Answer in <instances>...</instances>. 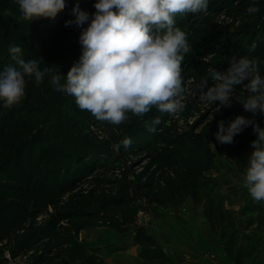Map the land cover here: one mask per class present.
Instances as JSON below:
<instances>
[{
    "label": "rangeland",
    "instance_id": "obj_1",
    "mask_svg": "<svg viewBox=\"0 0 264 264\" xmlns=\"http://www.w3.org/2000/svg\"><path fill=\"white\" fill-rule=\"evenodd\" d=\"M262 1L264 2V0H209L207 14H185L175 17L176 25L187 33V39L192 44V51L185 54L181 64L183 69L181 75L186 88L185 108L175 117L160 113L153 107L143 118L128 113V119L116 126L97 121L90 112L78 108L74 97L64 93L60 96V105L57 106L55 113L54 111L33 113L35 126L24 136L28 140L29 149L46 145H52L55 149V157L51 164L37 170L43 181L45 179L50 181L53 190L50 193H42V189L37 191L29 188L26 180L30 175L26 170L20 174L23 179L12 173V169L6 170V173L1 171L0 220L7 225L5 234L7 233L9 238H5L0 247L4 249L8 259L6 264H37L44 255L48 257L61 255L62 249H58L56 245L62 240H78L84 243L91 253L95 248H99L95 255L101 261L104 254L117 246H122L119 240L123 238L128 241L127 238L136 236L140 228H143L145 235L150 237L156 248L150 249L145 244L135 248L132 242H129L130 245L125 246L126 250L136 253L129 256H133L134 260L131 261L133 264H208L214 260L213 250L197 240L201 239V235L197 237V230L201 232V226L204 231V227L208 225L211 236L212 231L219 234V229L215 231L208 218L207 214L211 211L206 209V203L196 206L191 199H187L184 203L162 206L148 202L138 193L136 187L139 174L148 168L158 152L152 148L137 155L134 150L138 146H148L152 137L160 133L163 136L156 148L166 149L168 154L180 148L166 145L167 141L171 142L176 137L184 139L182 137L184 134L188 137L194 135L206 139L207 135H214L219 131V121H223L225 126L232 116L240 112L252 115L237 101L247 97L243 85L235 88L230 107L222 106L218 101L202 102L199 99L197 85L207 79L208 87L213 86L215 83L211 79L213 70L224 71L233 57L237 59L241 56L248 57L247 52L250 54L260 47L263 41L264 18L260 19L258 13L249 15L246 9L249 3L258 5ZM261 75L264 76V72ZM61 82L63 83V80ZM50 114H55L56 122H46L47 119H51ZM156 117L160 118V123L155 125L154 131H150L146 122ZM170 135L173 137H169ZM84 136L92 140L84 142ZM36 140H39L37 146ZM125 140L131 141L130 146H125ZM251 141L248 149L250 154L253 151ZM210 144V150L215 158L217 157L216 164L224 166L222 171L231 170L233 165L231 159L222 155L214 140L211 139ZM68 148L75 149V152H92L96 157L85 165L84 162L88 160L78 159L74 166L69 168L71 173L67 171L61 174L60 178L54 164ZM211 172L208 173L209 176ZM233 177L230 178V182L226 180L229 185L235 187L238 181L243 185L244 175L240 180L234 175ZM205 182L207 192L211 188V182L210 180ZM125 195L135 202L137 215L136 221L121 234L117 228L108 225L106 215L100 211H103L104 203L121 199ZM228 198L225 209L230 211L234 220H238L237 213L242 214L244 211L241 210L242 207L234 209L232 199ZM90 211L94 212L93 217H88ZM82 213L83 218L79 217ZM70 215H73V220H67ZM211 215H214L213 212ZM243 217L245 216H240L245 222L246 217ZM178 220H184L183 225L185 222L193 224L191 223L188 228H181ZM79 226H82L79 233L73 231ZM245 228V223L239 227L241 230ZM242 235L244 236V232ZM251 236L256 240L264 237L261 234ZM26 238L30 239L31 243L19 250L20 242ZM165 246L171 250V254L169 253L171 256L164 250ZM257 247H260L258 242ZM49 249L50 253H47ZM11 250L16 254L12 255ZM162 252L166 256L169 255L168 260L163 258ZM121 255L125 258L128 256Z\"/></svg>",
    "mask_w": 264,
    "mask_h": 264
},
{
    "label": "clouds",
    "instance_id": "obj_2",
    "mask_svg": "<svg viewBox=\"0 0 264 264\" xmlns=\"http://www.w3.org/2000/svg\"><path fill=\"white\" fill-rule=\"evenodd\" d=\"M17 3L20 18L30 23L54 20L66 7L65 0ZM94 7L96 12L90 17L77 3L72 9L75 19L65 21V26L82 28V52L66 75L51 74L55 90L74 97L78 108L90 112L97 121L116 126L128 119V113L143 118L153 107L173 117L181 113L186 100L181 64L192 44L176 25L175 17L207 14L209 0H97ZM246 12L254 15L259 8L252 5ZM85 23L87 27H83ZM9 52L15 65L0 70V102L6 108L24 98L25 76L34 75L39 84L51 73L48 67L41 71L37 59H24L21 46L10 45ZM211 79L215 82L211 87L207 79L197 85L202 102L218 101L230 107L236 87L243 85L247 92L246 99H236L253 118L237 116L227 129L219 121L215 136L221 144H232L236 135L252 127L256 139L251 142L244 187L255 203L264 202V128L254 118L257 113L264 115V76L255 58L241 56L233 57L224 71L213 70ZM159 123L156 117L146 126L154 131ZM124 144L130 146L131 141Z\"/></svg>",
    "mask_w": 264,
    "mask_h": 264
},
{
    "label": "trees",
    "instance_id": "obj_3",
    "mask_svg": "<svg viewBox=\"0 0 264 264\" xmlns=\"http://www.w3.org/2000/svg\"><path fill=\"white\" fill-rule=\"evenodd\" d=\"M65 2V9L54 20L39 19L30 23L20 18L17 0H0V70L8 65H15L12 54L9 52L10 45L21 46L24 59H37L41 71L46 67L51 68V73H46L39 84L36 83L34 75L25 76V96L19 104L6 110L3 102H0V175L12 169V173L14 172L16 176L23 179L20 174L26 170L30 175L26 180L27 186L37 191L42 189V193H50L53 188L49 180L43 181L40 178L37 170L51 164L55 157V149L52 145L38 147L39 140L35 141L37 149H29L28 140L24 135L35 126L34 112L50 111L53 113L54 111L55 113L57 106L60 105L59 99L62 93L56 91L51 84V74L60 72L61 75H66L81 55L79 35L82 28L75 24L65 26V21L75 19L72 9L77 3L81 10L88 12L91 17L96 12L94 4L97 0H65ZM252 5L258 6V16L263 19L264 2L258 5L249 3L248 7ZM83 27H87V23ZM262 31L263 41L260 47L250 54L247 52L249 59H256L261 74L264 72V29ZM49 116L51 119H45L46 122L57 121L55 114ZM237 116L253 118V114L240 112L232 116L233 118L225 125V129ZM254 118L263 128L264 115L256 114ZM162 136L163 134H156L148 146H138L134 150L137 155L152 148L158 152L152 158L148 168L139 174L136 187L138 193L148 202L162 206L184 203L187 199H191L196 206L206 203V209L211 211L206 214L210 218L213 229L215 231L219 229L226 241L228 255L233 259L234 264H244L247 258L252 256L255 258L258 251L260 253L259 249L264 239L255 240L248 238L247 234L243 236L241 233L240 235L241 231L233 216L230 211L226 210L228 196L223 193L221 184L208 175L214 169L217 158L210 150L212 139L222 155L230 158L237 170L245 176V168L250 155L249 141L256 139V133L253 132L252 127L249 126L236 135L232 144H221L215 134L207 135L206 139L194 135L188 137L184 134L182 135L184 139L176 137L171 142H166L168 146L180 148L168 154L166 149L156 148ZM169 137L172 138L173 135ZM83 139L84 142L92 140L86 136ZM92 155H94L92 152H75V149L68 148L67 152L65 150L62 157L54 164L57 167L56 173L61 178V174L67 171L71 173L69 168L73 167L78 159L88 160L84 162L83 165H85L90 159H95L96 156L94 155L93 158ZM207 180H210L211 188L205 192L207 190L205 181ZM100 212L106 215L108 225L117 228L121 234H124L128 226L136 221L137 215L135 202L127 195L121 199L104 203L103 211ZM88 215V217H93L94 212L90 211ZM72 217L73 215H70L67 220H73ZM79 217L83 218V213ZM6 227L7 225L0 220V243H3L5 238H9L7 233L5 234ZM80 229L82 226L73 231L79 233ZM241 236L245 238H243L244 243L237 241ZM257 242L260 243L259 248ZM28 243H31L30 239L22 240L18 249L21 250ZM134 243L138 246L148 245L146 247L150 249L156 248L150 237L145 235L143 228H140L138 234L134 236ZM56 247L62 249L63 254L51 257L44 255L37 264H99L100 262L95 255L99 248H95L91 253L92 251L89 252L85 244L78 240H62L57 243ZM11 253L16 254L12 250ZM47 253H50V249ZM162 255L168 260L169 257L164 252ZM7 261L4 249L0 247V264H6ZM257 264H264V260L258 261Z\"/></svg>",
    "mask_w": 264,
    "mask_h": 264
},
{
    "label": "crops",
    "instance_id": "obj_4",
    "mask_svg": "<svg viewBox=\"0 0 264 264\" xmlns=\"http://www.w3.org/2000/svg\"><path fill=\"white\" fill-rule=\"evenodd\" d=\"M231 166H232L231 170L222 171L224 169V166L222 164L218 163L215 165L210 176L215 178V180L221 184L223 193L226 196L228 195V197H230L232 199V207L234 209H236V208L239 209V207H242L241 210H243L244 212L242 214H239V212H238L237 213L239 216L238 220H235L238 227H240L242 224L245 223L246 228L244 230L240 229V231H241L240 235H241V233L244 232V234H248L249 235L248 237H250V238L252 237L251 235L256 236L257 234H261L262 236H264V202L255 203L253 201V199L250 197V195L248 193V190L245 187H243L244 186V177L242 180L243 185H241L242 183H240V181H238L239 182V183H237L238 185L236 184L234 187L233 185H229L230 183L226 182V180H229V182H230V180H231L230 178H232L233 175L236 176L237 179L239 178V180L243 176L240 172H238V170L235 168L234 165H231ZM240 175H242V176L240 177ZM233 184H235V183H233ZM227 185H229V186L226 187ZM238 189H240V190H238ZM241 215L246 217L245 222H243L241 220V218H240ZM245 217H243V218H245ZM203 220L204 219H202V222L204 223ZM178 221H180L179 224H180L181 228L182 227L188 228L193 224L192 222H185V224L183 225L182 222L184 220H178ZM204 226L205 225H203V227ZM208 229H210V228L207 225L204 227V231L202 229V226H201V232H199L197 230V237L199 235H201L200 236L201 239L197 238V240L203 242L204 245L211 248L213 250V253H214L213 254L214 260L212 262H208V264H234L233 259L228 255V252L226 249V241L222 237L221 233L219 232V234H217V233H214L212 231V236H211V235H209ZM191 233H192V231H191ZM127 239H128V241H126V239L122 238V240H119V242H120V244H122V246H117L116 248L110 250L108 253L104 254L101 257V261L99 260L101 262V264H133V262H131L134 260V258H132L133 256L129 257L132 255L133 251L129 252L126 249L130 245L129 242H132V245L135 248L138 245L133 243L134 242L133 241L134 236H131ZM251 239H255V238L252 237ZM261 239H264V237H261ZM237 241H238V243L242 242L243 237L241 236L240 238H238ZM243 243H244V241H243ZM245 244H246V242H245ZM125 246H127V247H125ZM118 247H121L122 249H120ZM164 250L168 254L171 251V250H169V247H166V246H165ZM259 250H260V253L258 251V254H256L255 258H254V256L247 258L244 264H257L258 261L264 260V243H261V248ZM134 252H136V251H134ZM121 254L128 255V256H126V258H125ZM133 254L136 255V253H133ZM136 257H137V259H140L139 256H136Z\"/></svg>",
    "mask_w": 264,
    "mask_h": 264
}]
</instances>
